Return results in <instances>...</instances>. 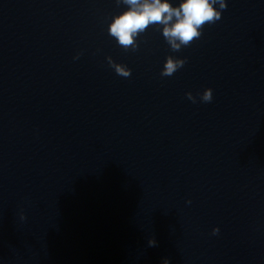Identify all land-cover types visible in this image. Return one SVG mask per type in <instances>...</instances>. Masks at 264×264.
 <instances>
[{"label":"clouds","instance_id":"9594fccd","mask_svg":"<svg viewBox=\"0 0 264 264\" xmlns=\"http://www.w3.org/2000/svg\"><path fill=\"white\" fill-rule=\"evenodd\" d=\"M128 6L126 11L113 17L108 26L109 35L117 41L125 51L131 49L136 51L139 47L137 38L144 33L150 25H162V35L170 46L171 50L179 51L182 46L187 47L202 35V26L214 24L221 19L222 10L227 8L225 0H184L178 8L172 7L167 0H117V3ZM219 5V10L216 5ZM175 21L173 22V19ZM199 29V31H198ZM79 58L78 56L76 57ZM109 65L122 77H130L131 69L127 66L115 63L108 57ZM186 63V58H174L168 56L164 63L161 75L170 77L181 69ZM187 98L193 103L196 97L191 92L187 93ZM213 90L207 88L200 95L203 102H211ZM21 219H25L23 214ZM219 233V228L213 229V235ZM150 247L156 246L155 239H149ZM164 264H169L168 260Z\"/></svg>","mask_w":264,"mask_h":264}]
</instances>
